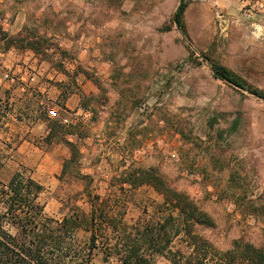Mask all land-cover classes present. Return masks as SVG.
Instances as JSON below:
<instances>
[{"label": "rangeland", "instance_id": "1", "mask_svg": "<svg viewBox=\"0 0 264 264\" xmlns=\"http://www.w3.org/2000/svg\"><path fill=\"white\" fill-rule=\"evenodd\" d=\"M179 2L0 0V28L15 39L6 48L0 35V77L23 65L26 42L66 77L45 80L59 93L0 80V181L30 175L56 219L110 196L131 224L144 209L159 216L160 193L139 183L158 176L210 215L214 226L195 230L216 248L264 247V0H184L177 28ZM19 13L25 23L11 33ZM71 93L75 108L63 110ZM91 264H106L100 250Z\"/></svg>", "mask_w": 264, "mask_h": 264}, {"label": "trees", "instance_id": "2", "mask_svg": "<svg viewBox=\"0 0 264 264\" xmlns=\"http://www.w3.org/2000/svg\"><path fill=\"white\" fill-rule=\"evenodd\" d=\"M184 6L177 12L178 24ZM0 35L6 48L14 46L13 36L1 28ZM23 45L37 52L38 45ZM214 69L222 73V79L244 88L242 80L228 69ZM6 105L0 99V125ZM60 107L67 111L64 105ZM69 162H63V169ZM139 183L151 185L161 195L156 218L144 209L127 224L124 212L113 207L110 196L94 195L88 211L75 206L70 214L56 219L44 212L40 202L43 185L22 171L14 172L8 181H0V264H91L95 250L101 251L106 264H154L157 257L172 264H264V247L235 240L223 250L200 235L195 228L212 227L214 221L165 179L146 176Z\"/></svg>", "mask_w": 264, "mask_h": 264}, {"label": "built area", "instance_id": "3", "mask_svg": "<svg viewBox=\"0 0 264 264\" xmlns=\"http://www.w3.org/2000/svg\"><path fill=\"white\" fill-rule=\"evenodd\" d=\"M66 32H60V35H64ZM81 49L86 51L88 46L83 43L80 44ZM78 59L74 58L65 63V69L67 71H72L75 64H77ZM22 63L23 65H16L13 71L5 72L0 77L1 81L14 82L18 80L22 83H28L31 85L37 84L39 81L48 80L51 81L54 78H61L64 74H61L57 69L48 67L43 60H41L32 50L26 49L22 54ZM57 107H52L47 109V115L49 117L57 116ZM174 156V154H171Z\"/></svg>", "mask_w": 264, "mask_h": 264}, {"label": "crops", "instance_id": "4", "mask_svg": "<svg viewBox=\"0 0 264 264\" xmlns=\"http://www.w3.org/2000/svg\"><path fill=\"white\" fill-rule=\"evenodd\" d=\"M26 15L27 14H20V13L15 15L13 22L11 23V25H9L11 33H17L21 29V27L25 23ZM38 15H41V14H38ZM71 28H72V26L69 29H71ZM64 78H66V77L62 76L60 79H64ZM37 89L39 91H41L42 93L45 91L59 93V91H58V89H56L55 85H53L52 83L47 82L45 80L37 83ZM75 96H76L75 93H71L70 95L67 94L66 97H63L62 104L65 106V108L67 110H73L75 108L74 105H75L76 101H78V99L76 100Z\"/></svg>", "mask_w": 264, "mask_h": 264}, {"label": "water", "instance_id": "5", "mask_svg": "<svg viewBox=\"0 0 264 264\" xmlns=\"http://www.w3.org/2000/svg\"><path fill=\"white\" fill-rule=\"evenodd\" d=\"M183 3H184V0H180V2H179V4H178V6H177L175 12L173 13V22L175 23V25L177 26V28H178L177 12L180 10V8H181V6L183 5ZM181 36L184 37L182 33H181ZM206 60L209 61L207 58H206ZM212 71L214 72V74H215L216 76H218V77H220V78H223L222 73H220L219 71H216L215 69H212ZM224 80H226L227 82L231 83V82L229 81V79H227V78H224ZM231 84H232V83H231ZM252 94L258 96L256 93H252ZM258 97H259V96H258Z\"/></svg>", "mask_w": 264, "mask_h": 264}]
</instances>
